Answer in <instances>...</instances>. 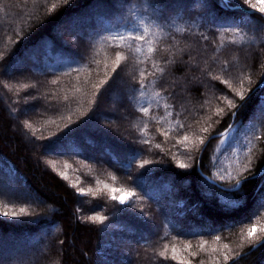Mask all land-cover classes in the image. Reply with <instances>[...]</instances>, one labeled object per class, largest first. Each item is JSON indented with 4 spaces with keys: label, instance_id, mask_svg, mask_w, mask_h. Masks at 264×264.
Returning <instances> with one entry per match:
<instances>
[{
    "label": "trees",
    "instance_id": "1",
    "mask_svg": "<svg viewBox=\"0 0 264 264\" xmlns=\"http://www.w3.org/2000/svg\"><path fill=\"white\" fill-rule=\"evenodd\" d=\"M252 3L0 0V264H264Z\"/></svg>",
    "mask_w": 264,
    "mask_h": 264
},
{
    "label": "snow or ice",
    "instance_id": "2",
    "mask_svg": "<svg viewBox=\"0 0 264 264\" xmlns=\"http://www.w3.org/2000/svg\"><path fill=\"white\" fill-rule=\"evenodd\" d=\"M67 2H68V0H64V3H67ZM244 2L247 3V4H250L252 8H256V6H257L256 4H253V3H252V0H244ZM258 2L262 5V6L259 8V11L262 12V13H264V0H258ZM225 6H227V4H226ZM56 7H57V5H56L55 3L52 4V8H53V9H55ZM145 31H146V30H145ZM112 39L124 40L125 38H124V36H119V37H112ZM135 39H137V40H143L144 37H143V36H137V37H135ZM205 39H207V37H205ZM136 51L139 52L140 49L137 48ZM147 51H148L149 53H151V52L153 51V49H152V48H148ZM122 59H123L122 53H116L115 65H116L117 67L120 65ZM157 70L160 71V72H163V69H162V68H161V69H157ZM113 71H115V69H113ZM143 75H144V73L141 72V76H143ZM53 83H56V82L53 81ZM224 83H225V84H228V81H224ZM141 86H142V85H141ZM233 91H234V94H235L236 96H239V97H240V99H243V98H244V93H243L242 91H235V90H233ZM224 99L226 100L227 105H229V106H234L232 100H228L227 98H224ZM141 111H143V112H147L148 110H147L146 108H142ZM220 112H223V109H218V110H217V114H219ZM234 114H235V113H233V115H234ZM27 126H28V127H31V125H27ZM181 127H183V125H181ZM202 131L207 132L208 129L205 128V129H203ZM165 135H166V134H165ZM218 135H219V134H218ZM183 139H184V141H187V140H188V136H184ZM200 143H201V144L204 143L203 139L200 140ZM157 147H158V146H157ZM150 163H152V162H151V161H148V160H144V161L140 164V167H144L145 165H148V164H150ZM178 166H179V168H181V169H187V168L189 167L188 164H185V163H183L182 161H181V162H178ZM53 167H55V164H54V163H53ZM225 178H226L225 176H221V177H220L221 180H223V179H225ZM238 184H239V182H237V185H238ZM237 190H238V188H237ZM79 191H80L82 194L84 193V189H80ZM112 191H113V192H116L117 189H112ZM134 195H135V194H134L133 192H126L125 194H123V195H121V196H115V195H113L111 198H112L113 200H118L119 203H121V204H125V203H127V202L129 201V199H130L131 197H133ZM231 203H232V206H233V207H236V206H238L241 202H231ZM24 211H25V209H23V208L20 209V213H23ZM2 215L5 216V217H7V216L16 217V216H18L19 214L16 213V212H11V213H9V212H4V213H2ZM89 219L92 220V221L103 222V221H104L105 219H107V218L104 217V216H101V215H95V216L89 217ZM258 231H259L260 233H264V224L252 223L251 226L248 227L247 230H246V236H247V238L255 237ZM216 239L219 240L220 237L217 236ZM206 243H207V241H204L203 243H201L200 247L203 248L204 244H206ZM166 247H167V246H166ZM187 247L191 248V245L189 244V245H187ZM224 247L227 248L228 245L225 244ZM175 251H176L175 248H173V253H175ZM161 255H163V253H161ZM192 255L195 256L196 253L193 252ZM225 259H227V256H225ZM188 264H191V262L189 261Z\"/></svg>",
    "mask_w": 264,
    "mask_h": 264
},
{
    "label": "water",
    "instance_id": "3",
    "mask_svg": "<svg viewBox=\"0 0 264 264\" xmlns=\"http://www.w3.org/2000/svg\"><path fill=\"white\" fill-rule=\"evenodd\" d=\"M263 84H264V80L261 82L260 86H262ZM225 131H226V130H225ZM225 131H224V132H225ZM224 132H222V133H224ZM222 133H214V134L211 135V137L219 136V135H221ZM218 134H219V135H218ZM207 141H208V140H207ZM207 141L205 142V144L207 143ZM239 184H240V183H239ZM239 184H238L236 187H238ZM263 241H264V237H263L259 242H257L256 244H254L253 247H256L258 244L262 243Z\"/></svg>",
    "mask_w": 264,
    "mask_h": 264
},
{
    "label": "rangeland",
    "instance_id": "4",
    "mask_svg": "<svg viewBox=\"0 0 264 264\" xmlns=\"http://www.w3.org/2000/svg\"><path fill=\"white\" fill-rule=\"evenodd\" d=\"M14 67H15V64H14ZM113 100H119V96H117V95H114L113 96ZM167 190V189H166ZM123 194H125V193H120L118 196H121V195H123ZM205 226H208V225H205Z\"/></svg>",
    "mask_w": 264,
    "mask_h": 264
}]
</instances>
